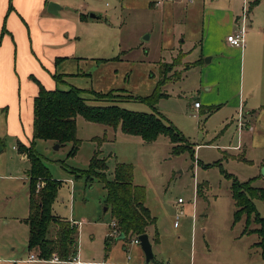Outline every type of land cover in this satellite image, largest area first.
<instances>
[{
	"label": "rangeland",
	"instance_id": "1",
	"mask_svg": "<svg viewBox=\"0 0 264 264\" xmlns=\"http://www.w3.org/2000/svg\"><path fill=\"white\" fill-rule=\"evenodd\" d=\"M60 1L72 6L61 14L70 16L75 9L81 10L94 22L78 27L75 54L58 63L56 72H67L59 89L84 90L81 96L90 105L155 113L193 148L192 153L188 149L176 152L164 134L147 142L79 114L74 155H68L71 142L59 145L52 139H35L34 154L50 176L60 181L51 212L76 223V250L82 264L145 263L140 244L132 241L134 235L118 238V228L117 235H111L114 220L105 201L107 191L97 176L86 178L94 151L105 159L107 179L113 178L116 163L132 166L133 183L144 188V203L155 219L150 228L159 240L152 245L155 261L168 264L170 258L169 264H174L179 258V263L189 264L192 257L193 264H264L260 249L254 246L257 235L241 233L245 215L233 220L236 207L231 196L233 178L264 187V149L241 134L244 127L239 124L254 106V113H259L255 120L261 122L264 133V98L259 99L264 93V63L258 73L250 65L248 52L237 60L236 51H228L222 43L217 51L206 47L202 53L188 50L193 43L206 40V22L213 24L210 41H223L222 37L237 29L243 8L249 9L246 24L252 30L263 26L264 0ZM215 6L220 10L215 11ZM95 37L107 38L103 48ZM174 46L187 49L181 52L185 55H178ZM225 56L230 61H224ZM251 88L257 94L252 99ZM91 91H116L124 98H97ZM195 99L201 104L198 110L193 108ZM259 104L262 109L257 108ZM2 145L0 264L74 263L76 258L69 262L39 260L36 251L27 249L24 219L30 161L13 140L4 139ZM252 200L256 212L264 217V201ZM55 229L51 224L49 236ZM106 237L110 238L108 249ZM31 253L38 260H27Z\"/></svg>",
	"mask_w": 264,
	"mask_h": 264
},
{
	"label": "trees",
	"instance_id": "2",
	"mask_svg": "<svg viewBox=\"0 0 264 264\" xmlns=\"http://www.w3.org/2000/svg\"><path fill=\"white\" fill-rule=\"evenodd\" d=\"M83 91L74 86L65 90L46 89L39 84L33 105L32 139L28 146L18 143V151L27 154L30 161L28 215L24 219L28 224L27 249L36 251L39 260L72 261L77 255L78 227L68 220L54 216L51 212V205L56 198L60 181L50 176L38 156L34 154L35 139H52L59 145L71 142L68 155H74L79 143L76 138L75 117L79 114L88 121L113 128L119 127L122 132L140 136L147 142L154 141L158 135L164 134L174 144L173 149L176 152L185 149L193 152V148L183 135L174 126L164 123L159 115L129 111L117 105H90L81 96ZM91 92L97 98H124L123 94L116 91ZM96 139L101 141L100 138ZM106 169L105 159L100 158L98 152L94 151L86 171V178L90 179L94 175L102 181L107 191L105 201L111 206L112 217L119 234L125 238L128 235L138 237L146 233L147 227L152 225L155 219L144 203V188L133 183L132 166L116 163L112 179H107ZM262 175L264 176V171ZM38 183L41 184L39 190L36 189ZM231 196L236 207L233 212L234 222L245 215L242 233L257 235L258 240L254 246L260 249L264 259V217H260L256 212L252 200L259 198L264 201V187H253L249 181L239 183L233 178ZM251 222L255 224L254 227H250ZM51 224L56 226L53 236H49ZM109 246L110 238L106 237L105 248L108 249Z\"/></svg>",
	"mask_w": 264,
	"mask_h": 264
},
{
	"label": "crops",
	"instance_id": "3",
	"mask_svg": "<svg viewBox=\"0 0 264 264\" xmlns=\"http://www.w3.org/2000/svg\"><path fill=\"white\" fill-rule=\"evenodd\" d=\"M50 3H53L56 7H52ZM70 8H72L71 4L68 2L62 3L60 0H0L1 147H3L2 142L4 139L13 140V143L17 145L19 142L26 146L29 145L33 134L34 98L38 93L39 84L46 89L59 88L58 83L63 81V76L67 72L57 73L56 71L63 63L60 62L63 58H70L75 54L77 46L74 39L77 37L78 27L83 23L94 22L89 21V18L82 14L81 10L77 11L75 9L73 15L70 16L61 14L64 10ZM214 10L218 11L220 9L216 7ZM46 12L54 14L47 15ZM249 22H251L250 18ZM203 26L205 27V24ZM249 26L246 24L245 45L241 48L231 46L226 37H222L223 41L215 38L210 41L209 36L213 37V24L206 22L207 31L204 33V35L207 34L206 40L203 42L199 40L200 45H198V41L193 43L192 48L188 50L201 51L202 53L206 47L209 51H217V46L222 43V46L228 47V51H236L237 60H243L248 52L252 69L259 73L264 63V23L256 30H252ZM228 34L230 32L226 36ZM95 40L102 41L99 46L103 48L107 38L95 37ZM173 48H175L174 51L180 52L177 53L178 55H182V51H187V49H182L181 46H174ZM228 58L225 56L224 61H230ZM195 61L199 62V59ZM56 77L58 78L56 79ZM250 93V99L254 98L255 95L257 96L255 89L251 88ZM260 98H264V93L259 95ZM251 107L252 110L247 111L249 115L244 116L242 112L243 120L241 124H243L242 128L244 127L245 131L242 129L240 132L241 134H247L252 144L264 149L263 125L257 121L258 119L255 120V117H259V113L255 114L254 106ZM193 108L198 110L201 108V104L199 108L194 106ZM257 108L262 109L263 105L259 104ZM71 223L76 224L74 221ZM150 228L151 225L147 227L146 233L152 246L153 243H157L159 240L156 235L151 234ZM75 258L77 260L72 264H82L78 258V252ZM179 261L181 259L176 258L174 264H182ZM192 262H194V258L190 257L189 264H193ZM167 263H170V258ZM133 264L163 263L155 261L154 256L152 262Z\"/></svg>",
	"mask_w": 264,
	"mask_h": 264
},
{
	"label": "built area",
	"instance_id": "4",
	"mask_svg": "<svg viewBox=\"0 0 264 264\" xmlns=\"http://www.w3.org/2000/svg\"><path fill=\"white\" fill-rule=\"evenodd\" d=\"M247 16H248V8H246V9L243 8L242 16H241V19H240L239 24L237 25V29H236L234 32H232V33H230V34H228V35L226 36V40H227V42H228L231 46H233V47H241V48H243L244 45H245V33H246V20H247ZM193 106H194L195 108H199V107H200V103H199V101L195 100V101L193 102ZM239 124H240V126L243 125V124H241V122H240ZM40 185H41L40 183H38V184L36 185L37 190H38V188H40ZM180 201H181V200L179 199L178 202H180ZM175 225H176V223H175ZM111 227H112L111 235L116 236L118 230H117V226H116L115 221H112V222H111ZM132 241H133L135 244H139V239H138V237H134V238L132 239ZM36 259H37L36 256H35L34 254L31 253V254L29 255V257H28L27 260L32 261V260H36ZM74 259H75V258H74ZM37 260H38V259H37Z\"/></svg>",
	"mask_w": 264,
	"mask_h": 264
},
{
	"label": "water",
	"instance_id": "5",
	"mask_svg": "<svg viewBox=\"0 0 264 264\" xmlns=\"http://www.w3.org/2000/svg\"><path fill=\"white\" fill-rule=\"evenodd\" d=\"M50 5L52 7H56V5H54L53 3H50ZM89 16L94 17L95 15L90 14ZM56 147H58V146L56 145ZM1 149H2V147L0 145V151H1ZM122 237H123V235L119 234L118 238H122ZM138 239H139V244L141 246V249L144 253L145 262L146 263L152 262L154 259V254H153L152 246H151V243L149 241L147 233H143V234L138 235Z\"/></svg>",
	"mask_w": 264,
	"mask_h": 264
}]
</instances>
